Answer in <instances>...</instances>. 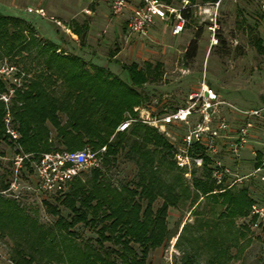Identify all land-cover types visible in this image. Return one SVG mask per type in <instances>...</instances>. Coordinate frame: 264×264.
Instances as JSON below:
<instances>
[{
  "label": "trees",
  "instance_id": "1",
  "mask_svg": "<svg viewBox=\"0 0 264 264\" xmlns=\"http://www.w3.org/2000/svg\"><path fill=\"white\" fill-rule=\"evenodd\" d=\"M184 15L189 19L191 13L184 11ZM87 27L86 21L79 25L73 20L71 24L72 32L81 39ZM200 32L197 28L196 35L187 43L184 58L195 57ZM36 37L33 26L25 19L0 12V51L16 55L30 52L35 46L34 57L41 63L35 76L15 88L9 104L22 150L34 153L75 150L86 145L96 150L105 146L102 165L109 168L116 155L124 153L136 164L137 179L133 185L117 186L105 177L101 168H91L89 177H75L67 190L60 193L63 195L60 203L71 212L69 219L47 200L43 201L48 210L58 216L52 225L39 223L18 200L0 193V236H8L13 241L9 254L13 264H146L151 249L177 234V231L169 233L167 212L186 198L194 203L191 213H196L201 199L208 197L214 205L224 207L219 216L233 220L248 215L255 200L248 188L233 189L225 183L217 184L208 169H204V179L192 178V185L202 198L199 199L197 194L190 195L187 184L180 183V175L171 174L166 167V157L171 158L173 143L154 127L132 123L124 131H115L126 118L125 111L132 112L134 106L147 100L143 86L161 75L160 62L144 61L142 66L137 62L121 63V68L127 72V79H122L105 66L91 64L89 67L80 55L62 50L59 42ZM253 43L264 53L260 37H255ZM218 44L225 46L226 40L218 36ZM110 55H114L113 51ZM56 80L62 84L59 95L54 87ZM5 90V83L0 79V93ZM5 113V104L0 99V142H12L5 131ZM60 114L66 117L64 121ZM50 126L56 131V143L50 140ZM199 152H203V147L195 145L190 153L196 155ZM259 161L258 151L253 166L256 167ZM169 163L176 167L174 161ZM26 167L30 172L28 162ZM169 174L172 180L167 182ZM8 186L9 181L1 173L0 190ZM158 198L161 203L154 208ZM78 223L97 234L95 243L77 240L73 227ZM188 227L203 232L186 233ZM205 231L207 235L212 233V227L207 223L184 222L175 244L179 246L182 239L186 245L175 264H200L201 246L211 250L212 256L208 260L211 264H220L221 258L229 257L221 239L210 234L205 239Z\"/></svg>",
  "mask_w": 264,
  "mask_h": 264
},
{
  "label": "rangeland",
  "instance_id": "2",
  "mask_svg": "<svg viewBox=\"0 0 264 264\" xmlns=\"http://www.w3.org/2000/svg\"><path fill=\"white\" fill-rule=\"evenodd\" d=\"M39 7L44 11L43 16L35 11ZM85 8H88L89 12H85ZM0 12L25 19L33 26L37 39H51L59 42L62 50L80 55L89 67L91 64L105 66L122 79H127V72L121 68V63L137 62L142 66L144 61H150L153 64L160 62L161 75L144 84L143 91L147 100L136 106L150 107L156 112L171 111L185 104L187 95L196 91L203 81L208 83L220 95V98L241 109L257 106L264 92V53L258 51L253 43L255 37H260L264 44V15L259 11L255 0H221L217 10L214 38L212 37L213 32L208 29L210 24L208 14H198L194 11L186 23L185 30L179 35L172 36L168 29L162 26L151 31L150 39L129 35L124 28V17L127 12L121 18H113L109 14L107 0H0ZM73 20L79 25L86 21L88 27L82 39L72 32ZM244 20L246 23L244 22L245 24L241 26L240 22ZM250 27H252L251 31ZM197 28L201 30L197 36V53L195 57L186 59L184 58L185 47L196 35ZM27 35L30 36V33L27 32ZM218 36L226 40L225 46H219ZM34 47L30 52L24 51L16 55H6L0 51V62L5 61L13 65L17 78L16 82L0 78L6 87L0 96L6 93L8 100L5 102L0 99L10 115L8 122L4 120L5 131L8 128L17 135L13 138L6 131L12 142H0V174L4 173L5 180L9 182L13 178L14 157L18 153H24L17 141L20 134L13 127L9 104L15 94V88L20 87L26 79H31L40 71L41 63L34 57ZM111 51L114 53L112 56ZM54 87L56 94L59 95L62 84L56 80ZM10 88H13L12 93L8 91ZM136 106L133 107L132 112L125 111L124 116L138 117L140 109L135 110ZM221 108L232 127L245 121L236 110L231 111L223 104ZM60 117L63 121L66 118L64 114H60ZM195 120V117H191L188 123L179 122L168 125L167 130L174 137L171 141L163 132L154 128L174 146L171 158L166 157L167 169L171 174L180 175V183L187 184L190 195L199 196L201 193L193 187L192 178L204 179L205 170L193 164L187 170L182 169L176 165L173 156L175 148L181 143V135ZM50 128V140L56 143V131L53 127L50 126ZM249 144L251 149L260 150L257 133L250 139ZM84 147L91 148L88 145ZM99 149L92 150L99 151ZM105 151L106 149L97 154L102 156ZM225 156L232 163V167L238 164L236 170L238 173L253 171L255 158L250 148L244 150L243 159L238 163L233 162L228 155ZM171 160L174 161L176 167L169 163ZM97 167L101 168L105 177L117 186L125 183L133 185V181L137 179V166L127 159L124 153L117 154L109 168L104 167L102 161ZM90 173L89 169L79 177L84 179L89 177ZM18 180L17 188L4 192L5 189H2L0 193L18 200L20 205L25 207L39 223L52 225L58 217L48 210L44 200L59 209L60 214L66 219L70 218V210L60 203L63 195L34 193L28 188L32 180L27 171ZM170 180L172 178L169 174L166 181ZM262 185L257 179L250 177L241 183H234L232 188L246 186L249 194L259 199L264 193ZM201 198L200 195L199 199ZM160 203L161 199L158 198L154 203V208ZM193 205L190 198H186L168 209L166 219L170 235L176 231L178 234L185 221L190 224L207 223L212 227V233L209 234L221 239L222 246L229 255L228 258H221L220 264H264V235L251 229L247 216H237L233 220L219 216V213L224 211V207L214 205L208 197L201 199L196 213L190 212ZM73 229L77 232L78 241L88 240L95 243L97 234L87 226L78 223ZM196 229L188 227L186 233L195 235L203 232ZM177 234L168 238L162 245L151 249L146 264H175V260H178L182 254V247L186 245L182 239L179 246L175 244ZM204 235L206 239L208 236L206 231ZM12 246L11 238L0 236V264H13L9 258ZM211 254V250L206 246H201L199 263L211 264L208 261L211 259ZM52 261L55 262L53 259Z\"/></svg>",
  "mask_w": 264,
  "mask_h": 264
},
{
  "label": "built area",
  "instance_id": "3",
  "mask_svg": "<svg viewBox=\"0 0 264 264\" xmlns=\"http://www.w3.org/2000/svg\"><path fill=\"white\" fill-rule=\"evenodd\" d=\"M261 14L264 15V0H255ZM221 0L215 1H191L179 0L166 2L164 0H107L109 13L113 18H121L125 12V28L127 33L141 39H150L151 31L159 26L167 28L172 36L179 35L185 30L188 18L184 11L198 14H208L210 22L208 29L214 38L217 10ZM40 15H44L41 7L35 9ZM85 12H89L85 8ZM15 67L7 62H0V78L5 81L16 82ZM9 93L13 92L10 88ZM5 102L8 100L6 93L0 96ZM229 110H236L245 121L236 127H232L225 117L221 105ZM139 110L138 117H126L117 126L116 131L126 130L133 122L140 121L151 125L163 132L170 141L174 138L167 130L168 125L184 122L188 123L191 117H195L193 124L180 137V144L173 152L175 163L178 167L187 170L191 165L208 169L211 179L215 183H225L231 187L234 183H241L250 177L257 179L263 185L264 192V92L259 104L249 109H241L228 102L205 81L201 82L196 91L187 95L185 104L168 112H159L150 107L136 106ZM9 112L4 117L9 121ZM13 138L17 135L13 130L6 129ZM258 135L260 150L251 149L249 141ZM195 145H201L203 152L192 155L190 152ZM251 150L255 161L258 151L260 161L253 171L240 174L236 164L228 161V155L233 162L243 159L245 149ZM105 150V146L99 151L89 147L67 150L57 149L41 152L18 153L13 159V178L9 182L8 189H15L19 185L20 177L28 172L25 160L29 163L31 171V184L28 188L36 194H60L67 190L73 179L83 172L99 166L102 156L98 152ZM227 156V157H228ZM258 199L255 198L247 215L249 226L259 234L264 235V193Z\"/></svg>",
  "mask_w": 264,
  "mask_h": 264
},
{
  "label": "crops",
  "instance_id": "4",
  "mask_svg": "<svg viewBox=\"0 0 264 264\" xmlns=\"http://www.w3.org/2000/svg\"><path fill=\"white\" fill-rule=\"evenodd\" d=\"M110 14V13H109ZM69 28V27H68ZM71 35H73V34H71Z\"/></svg>",
  "mask_w": 264,
  "mask_h": 264
}]
</instances>
